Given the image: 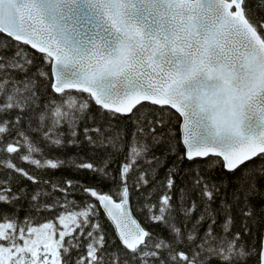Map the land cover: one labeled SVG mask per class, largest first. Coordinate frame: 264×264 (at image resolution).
<instances>
[{
    "label": "snow or ice",
    "instance_id": "6c2138e0",
    "mask_svg": "<svg viewBox=\"0 0 264 264\" xmlns=\"http://www.w3.org/2000/svg\"><path fill=\"white\" fill-rule=\"evenodd\" d=\"M0 264H264V0H0Z\"/></svg>",
    "mask_w": 264,
    "mask_h": 264
},
{
    "label": "trees",
    "instance_id": "16d2710c",
    "mask_svg": "<svg viewBox=\"0 0 264 264\" xmlns=\"http://www.w3.org/2000/svg\"><path fill=\"white\" fill-rule=\"evenodd\" d=\"M79 152V155L84 158V159H88L90 157V153L86 156L85 153L87 152V149L84 150H80V149H76V148H67L62 150L61 155L63 157H72L73 159L76 158L77 153ZM46 176H50L52 178H60V177H65V178H79L82 180H85L87 182H91L89 175L87 172H83L79 175V177L74 176L73 171L69 168V167H62L60 168L59 171H50L48 173L45 174ZM77 199H79V197H77ZM159 230V229H157Z\"/></svg>",
    "mask_w": 264,
    "mask_h": 264
}]
</instances>
